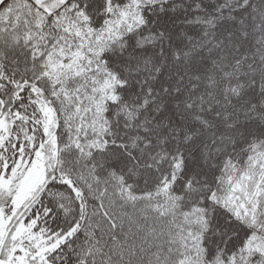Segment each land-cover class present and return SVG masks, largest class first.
<instances>
[{"label": "trees", "instance_id": "16d2710c", "mask_svg": "<svg viewBox=\"0 0 264 264\" xmlns=\"http://www.w3.org/2000/svg\"><path fill=\"white\" fill-rule=\"evenodd\" d=\"M87 2L10 16L0 32V173L45 141L42 98L56 147L28 214L64 235L50 262L207 264L223 237L201 214L186 238L184 209L211 165L228 187L264 149V0Z\"/></svg>", "mask_w": 264, "mask_h": 264}, {"label": "rangeland", "instance_id": "374dc122", "mask_svg": "<svg viewBox=\"0 0 264 264\" xmlns=\"http://www.w3.org/2000/svg\"><path fill=\"white\" fill-rule=\"evenodd\" d=\"M37 2L39 3L40 0ZM59 2L60 0H48L44 8L49 10ZM35 102L40 112L45 145L41 146L40 143L36 149H33L32 155L23 156L21 152L13 160L8 173L4 171L0 173V242L10 227L11 231L4 246V257L8 260L12 258L18 264H24L31 255L37 256L40 261L42 255L45 252L49 253L64 237L40 230L35 226L33 217L28 214L39 189L52 174L56 147L55 137L52 135L55 125L53 113L42 98L37 97ZM9 128L10 121L2 115L0 142L8 135ZM246 167V170L231 184V188L237 190V195L233 197L232 192L229 191L228 196L225 197L230 206L236 205L239 201L255 200L259 192L257 186L264 178V149L255 150ZM3 168L6 169V166ZM240 206L242 207L243 204L241 203Z\"/></svg>", "mask_w": 264, "mask_h": 264}, {"label": "snow or ice", "instance_id": "6c2138e0", "mask_svg": "<svg viewBox=\"0 0 264 264\" xmlns=\"http://www.w3.org/2000/svg\"><path fill=\"white\" fill-rule=\"evenodd\" d=\"M47 3L48 0H40L39 3L37 0H23V2L22 0H0V32L12 31L13 25L9 19L10 16H16L19 19L20 15H24L27 18V16L33 15V9L37 13H43L46 20L50 19L52 15L59 12V9L45 13L44 7ZM69 3L70 0H64V4L60 7L64 8ZM80 8L85 11L90 8L87 0L83 4L77 0V3L72 5L73 10ZM35 18L33 16V19ZM34 30H36L35 26ZM31 38L34 40L36 37L32 36ZM44 39L48 40V37L45 36ZM181 164L183 165V160ZM211 167L215 171L210 176L201 175L200 179L204 181L202 191L197 193L188 208L184 209L185 219L189 223L186 238L194 235L191 227L192 218L202 214L205 217L204 231H213L217 236L223 237V251L219 244L215 252L205 250L204 260L207 261V264H264V253L255 250H252L250 254L245 252V244L249 242L250 238L264 236V178L257 186L259 192L254 201H239L236 205L230 206L225 197L228 196L229 191L232 192L233 197L237 195V190L231 188V184L235 182L236 178L229 182L228 187H223L221 168H217L215 164ZM181 231H185L183 224Z\"/></svg>", "mask_w": 264, "mask_h": 264}, {"label": "flooded vegetation", "instance_id": "af4514ba", "mask_svg": "<svg viewBox=\"0 0 264 264\" xmlns=\"http://www.w3.org/2000/svg\"><path fill=\"white\" fill-rule=\"evenodd\" d=\"M44 143V142H43ZM42 143V144H43ZM41 144V146H44L45 145V143L42 145ZM10 231H11V228L9 227L8 228V230L5 232V234H6V238H5V241H4V243H3V245H2V248H1V250H0V257L2 258V259H4L5 261H7V262H9V263H11V264H18L17 262L15 263V261L11 258V260L9 259H6L5 257H4V253H5V251H4V246H5V243H6V241H7V238H8V235H9V233H10ZM5 234H4V236H5ZM3 236V237H4ZM3 239V238H2ZM1 242H2V240H1ZM1 242H0V245H1ZM24 264H52L51 262H50V259H49V253L48 252H45L43 255H42V257H41V260L39 261V259H38V257L37 256H35V255H31L29 258H27V260H26V262L24 263Z\"/></svg>", "mask_w": 264, "mask_h": 264}, {"label": "water", "instance_id": "95a60500", "mask_svg": "<svg viewBox=\"0 0 264 264\" xmlns=\"http://www.w3.org/2000/svg\"><path fill=\"white\" fill-rule=\"evenodd\" d=\"M1 106H2V102H1ZM5 238H6V234H5V236L3 237V239H2V242H1V245H0V250H1V248H2V245H3L4 241H5ZM0 258H1V257H0ZM0 264H11V263L5 261L4 259H0Z\"/></svg>", "mask_w": 264, "mask_h": 264}]
</instances>
